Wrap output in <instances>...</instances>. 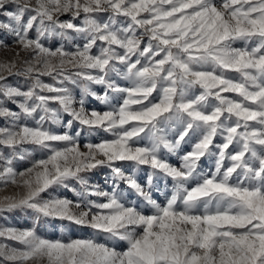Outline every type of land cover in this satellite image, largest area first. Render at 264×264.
<instances>
[{
    "label": "snow or ice",
    "instance_id": "1",
    "mask_svg": "<svg viewBox=\"0 0 264 264\" xmlns=\"http://www.w3.org/2000/svg\"><path fill=\"white\" fill-rule=\"evenodd\" d=\"M0 52V264H264V0H0Z\"/></svg>",
    "mask_w": 264,
    "mask_h": 264
},
{
    "label": "rangeland",
    "instance_id": "2",
    "mask_svg": "<svg viewBox=\"0 0 264 264\" xmlns=\"http://www.w3.org/2000/svg\"><path fill=\"white\" fill-rule=\"evenodd\" d=\"M66 18V17H65ZM239 46V45H238ZM7 54L5 52H0V59L5 58ZM11 83H22V80H19L18 78H11ZM51 82V81H49ZM11 106V105H10ZM86 107L88 108H98L103 109V105L100 104L98 101L94 99H89L86 101ZM67 119V117H65ZM4 121L0 120V124H3ZM55 130L57 131H64L62 126H56ZM79 130V125L74 124L71 132L75 133ZM105 138L104 133H97L95 135H87L86 133H81L80 140L81 143L91 140L93 142H98L100 139ZM191 145H184L181 149V151H188L190 150ZM44 155L42 152H37L33 158H41ZM172 163H177V158L172 157L171 158ZM28 161L18 162L17 168L23 169L28 166ZM208 163H204L203 167L205 170L208 168ZM124 167L131 169V165H124ZM149 169L141 168L136 170V175L144 179L146 178L148 174ZM109 170L107 168H101L98 169L93 175L92 180L104 187H107V184L105 183V178L109 176ZM19 190L12 185L4 186L3 184H0V199H3L6 196H15ZM53 195L57 196H67L69 198H73V193L65 190V189H56L53 193ZM158 200L163 199L162 196L157 197ZM32 214L30 212H23V211H15V212H0V227L4 226H15L18 228H26L29 227L32 224ZM41 235L45 236L46 238L53 239V240H62L67 241L71 239H94L99 242H105V237H103L101 234L94 232L90 228L86 227H79L72 225L66 221H60V220H53L51 223L44 225L41 230ZM120 248L124 247L123 242L119 245Z\"/></svg>",
    "mask_w": 264,
    "mask_h": 264
}]
</instances>
